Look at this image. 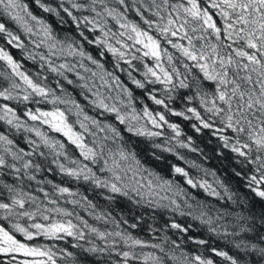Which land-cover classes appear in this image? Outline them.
<instances>
[{
  "label": "trees",
  "instance_id": "1",
  "mask_svg": "<svg viewBox=\"0 0 264 264\" xmlns=\"http://www.w3.org/2000/svg\"><path fill=\"white\" fill-rule=\"evenodd\" d=\"M16 2L26 6L27 12L50 26L52 35L58 42L57 50L62 47L66 50L67 45L72 44L74 47L78 46V50H82L85 56H52L51 62L56 66L62 63L74 66V71L62 69L63 75L51 72L47 66L41 68L42 61L38 57L32 60L28 56L30 53L47 55V47L35 48L32 40L38 42L39 38L30 36L0 8V23H4L13 35L19 36L25 45L23 49L17 48L15 42L8 43L6 34H0V48L21 65L20 71L34 82L52 90L47 99L33 96L29 101H21L0 97V106L7 104L14 109L22 125L17 128L7 124L5 120H0V134L6 135L14 142V150L23 148L26 152H32L33 155L25 159L32 160L34 165L27 170V175L22 169L19 180L11 170L0 171V181L14 185L35 197V203H26V210L34 211L39 207L43 215L50 217L49 220H44L42 215H38L34 220L22 217L19 221L15 218L9 221L0 217V224L28 247L51 250L55 254L56 264H123V258L118 253L128 250L137 254L152 253L161 258V264H196V256L210 260L212 264H232V261L236 264H264V256L258 251L264 248V198L257 196L254 191L256 188L264 190V186L250 183L252 176L259 178L262 173H258L257 165L250 162L255 158L256 152L253 150L248 159L234 152L232 147L236 145L237 134L224 129L220 119L206 111L207 107H211L210 104L201 103L202 98L211 100L214 83L203 80L199 69L183 57L179 50L167 44L154 29L149 30L150 34L160 39L161 49L166 48L173 58L172 65H169L167 58L162 55L163 66L169 71L175 67L179 73L178 76L174 75L173 83L167 88L159 82H154L155 77L151 74L145 75L147 68L155 67V59L145 57L143 52L146 49L141 45L132 47L133 41L127 40V33L121 37L119 33L125 30L119 27L116 20L107 19L105 31L109 34L105 36L99 29L94 30L92 24L84 23V17L91 20L95 13L87 8H72L71 0H40V3L57 8L60 13L58 16L45 12L37 0ZM61 3L77 18L76 21L58 7ZM200 4L201 7H209L210 13L215 11L210 9V0H200ZM109 7L124 13L126 21L121 20L120 23L131 22L145 30H148L147 25L136 9L139 8L146 19H154L151 11L146 10L147 0H125V5L109 0ZM99 10L98 8L97 11ZM217 22L220 23L219 20ZM28 23L35 25V21L29 20ZM97 39L106 40L107 43L97 44ZM169 39L187 46V41L179 37ZM117 40L120 43H117ZM124 43L130 46L124 48ZM109 45L124 52V58L121 59L119 54L109 51ZM88 56L92 59H87ZM185 64H188L189 68L186 69ZM157 72L159 74L158 69ZM10 75L11 69L5 61L0 60V90L9 87L14 81L21 85L16 92L23 96V88L26 86L18 77H11L9 80ZM69 80L72 81L71 84L68 83ZM181 80L188 87L181 88ZM134 81H139L144 87H139ZM16 92H13V95H16ZM54 96L65 103L57 101L53 104L51 101ZM152 97L163 100L164 103L158 105ZM99 100H103L109 107L114 106L118 113L99 107ZM57 108L65 112L73 131L83 132L79 123L82 121L90 132H96L95 137L90 133L84 135V142L89 147H95L94 141L99 143L104 136L111 133L100 132L91 120H84L85 116L98 121L101 127L107 125L116 129L119 136L103 142L112 149L117 146L124 148L139 161L138 166L130 162L136 169V180L139 181L138 185H134L137 191L125 187L127 195L113 193L110 187L97 186L93 180H84L85 173H81L77 178L60 171L61 164L65 168L77 170L87 165L95 174V178L103 182H116L111 172L101 171L105 167L103 157H97L96 163L85 160L80 149L62 132L54 131L42 120L33 121L25 115L29 110L36 113L37 109L48 112ZM188 109H195L211 126L203 127L200 120ZM145 110L156 118L157 124H153L151 119L144 115ZM178 112L183 115H176ZM117 114L124 117L123 123L117 119ZM160 115L164 116V121L159 120ZM169 125L177 127L174 130ZM129 128L132 130L129 131ZM28 129H38L52 143L62 144L63 148L44 146L41 137H37L34 131ZM224 138H227V146ZM239 139L241 143L248 142L243 134ZM32 140L36 142L37 147L29 144ZM40 153L44 155L41 156ZM73 161L78 163H72ZM35 165H39L38 170ZM17 166L19 167V164ZM176 168L183 169L187 176L175 172ZM132 174L128 173L129 176ZM188 179H191L196 187L189 185ZM164 181L171 183L167 185ZM60 188H68L69 192L61 193ZM212 192L218 195H212ZM0 199L8 200V193L2 185ZM45 209L62 211L48 212ZM209 220L211 223L206 222ZM68 221L76 226L73 235L41 234L34 235L31 240L11 227L13 223L19 222L29 228V231L35 232L30 227L34 222L47 225L54 222L67 224ZM173 224L180 227L173 228ZM93 228L96 232L91 231ZM117 232L125 237L139 239L145 242V246L129 249L123 240L115 235ZM99 233L106 235L101 238ZM152 245L160 247L153 248ZM253 245L256 246L255 249ZM89 248L97 250L86 251ZM69 253L71 255H68ZM33 260H46V257L0 252V264H24L25 261ZM129 264L145 262L143 259H130ZM147 264L154 262L148 261Z\"/></svg>",
  "mask_w": 264,
  "mask_h": 264
},
{
  "label": "snow or ice",
  "instance_id": "2",
  "mask_svg": "<svg viewBox=\"0 0 264 264\" xmlns=\"http://www.w3.org/2000/svg\"><path fill=\"white\" fill-rule=\"evenodd\" d=\"M37 3L45 12L54 13L57 16L60 14L57 8L40 3V0H37ZM115 3L125 5V0H115ZM58 7L63 9L69 16H72V12L68 8H65L62 3ZM71 7L74 9L87 8L94 12L95 17L91 20L88 17H84V23L92 24L94 30L99 29L105 36L109 34L105 31L107 19L112 18L116 20L119 27L125 30L119 33V35L123 37L127 33V40L133 41L132 47L141 45L143 49H146L143 55L155 59V67L147 68L145 75L151 74L152 77H155L154 82L163 84L165 88L173 83L174 75L178 76L179 73L175 67H172L171 71H169L163 66L161 62L162 55L167 58L169 65H172L173 58L166 48L161 49L160 39L151 35L149 30L154 29L167 44L179 50L183 57L191 61L199 69V72L203 74V80L214 83L211 100L202 98L201 103L210 104L211 107H207L206 111L218 117L224 129H229L237 134L236 145L232 147L234 152L246 159L251 156L253 150L256 152L255 158L250 162L255 163L257 165L256 171L262 174L259 178L255 175L252 176L250 183L264 186V172H262L264 170V0H210V9L215 10L211 13L209 7H201L200 0H174V2L173 0H147L146 10L151 11L154 19H146L139 8L136 9V12L140 15L144 24L147 25L148 30L142 29L137 24L131 22L120 23L121 20L126 21V17L124 13L119 12L116 8L109 7V0H85V2L71 0ZM0 8L3 9L4 14L8 15L11 20L20 24L30 36L39 38L38 42L37 40H32L35 48L47 47V55L44 53H30L28 56L32 60H36L38 57L42 61L41 68L47 66L51 72L63 75L62 69L74 71V66H70L68 63L56 66L51 62L52 56L57 54L79 56L82 58L85 56L82 50H78V46L74 47L72 44H68L66 50L63 47L57 50L58 42L52 35L50 26L42 20H38L30 12H27L26 6L19 5L16 0H0ZM98 8L100 9L99 11H97ZM72 19L73 21L77 20L75 16H72ZM29 20L35 21V25H29ZM0 34L7 35L9 44L15 42V47L21 49L25 47L20 37L13 35L4 23H0ZM81 35L83 34L81 33ZM169 37H179L182 40H186L187 46L179 41L173 42ZM96 43L106 44L107 41L97 39ZM117 43H120V41L117 40ZM129 46L127 43L123 44L124 48H128ZM108 50L114 54H119L121 59L125 56L124 52H120L111 45H109ZM87 59L91 60L92 57L88 56ZM0 60L5 61L11 69V75L8 77L9 80H11V77H18L26 86L23 88L24 95L21 96L19 92H16L17 89H20L21 85L13 81L9 84V87L0 90V97L6 100L29 101L33 96L47 99L52 93V90L34 82L27 74L20 71L21 65L4 51L3 48H0ZM93 63L96 62L93 61ZM80 66L83 67V64ZM184 67L187 69L189 65L185 64ZM157 69L159 70V74ZM68 83L71 84L72 81L69 80ZM134 83L141 88L144 87L139 81H134ZM84 86L87 87V85ZM179 86L181 88L188 87L183 80L179 82ZM89 90L91 91V89ZM13 92H16V95H13ZM152 98L158 105L164 103L163 100L156 99L155 97ZM57 101H60V98L54 96L51 102L55 104ZM60 102L65 103V101ZM98 106L106 111L118 113V109L114 106L109 107L103 100L98 101ZM76 107L79 108L78 105ZM188 111L192 112L200 120L203 127L209 128L211 126L200 117V113L195 109H188ZM0 112H2L0 120H5L7 124L17 128L22 127L19 123L20 118L16 115L14 109L10 108L7 104L0 106ZM175 114L183 115V113L179 112ZM25 115L33 121L42 120L44 124L49 125L54 131L62 132L68 137L69 141L80 149L81 155L85 160H91L92 163H96L97 157H103L105 167L101 171L107 170L111 172L116 182H103L95 178V174L92 173L87 165H83L77 170L75 168H65L61 164L59 165L61 172L77 178H79L81 173H85L83 175L84 180H93L97 186L110 187L113 193L127 195V191H124L125 187H131L132 191H137L134 185H138L139 181L136 180V169L132 167V163L138 166L139 161L135 160L134 154L127 152L124 148L117 146L115 149H112L103 142L104 140L118 137L119 133L116 129L107 125L101 127L98 121L85 116L84 120H91V123L100 132L107 131L111 133V135L104 136L99 143L94 141L95 147H89L84 142V135L85 133H90L95 137L96 132H90L88 126L82 121L79 123L83 132L73 131L72 126L67 122L64 111L57 108L53 111L41 112L37 109L36 113L29 110ZM144 115L149 117L153 124H157L156 118L147 110H145ZM117 119L121 123L124 122V117H121L119 114H117ZM159 120L164 121V116L160 115ZM169 127L175 130L177 126L169 125ZM131 130L129 128V131ZM28 131H34L37 137H41V142L46 147L63 148L62 144L52 143L38 129H28ZM241 134L246 136L248 142H240L239 137ZM224 139L225 146H227V138ZM13 144L14 142L6 135L0 134V171L5 169L11 170L16 175V179L19 180V174L22 169L25 170L24 174L27 175V170L34 166L32 160L25 159V157L31 156L33 153L26 152L23 148H16L14 150ZM29 144L37 147L34 140L29 141ZM40 155L43 156L44 153H40ZM109 161H111V167H109ZM72 163L78 162L73 161ZM18 164L19 167L17 166ZM35 167L37 170L39 169V165H35ZM129 172L133 174L129 176ZM175 172L187 176V173L181 168H176ZM29 178L34 179V177ZM125 179L126 183H124ZM118 183H120V186H118ZM170 183V181H164V184L170 185ZM187 183L196 187V184L191 179H188ZM0 185L8 193L7 201L0 199V217L4 220L11 221L15 218L19 221L22 217L34 220L38 215H42L44 220L50 219L49 216L43 215L39 207L34 211L25 209V205L29 201L35 203V197L24 193L22 189H18L14 185L3 184L2 181H0ZM204 186L201 185V187ZM59 191L67 193L69 189L60 188ZM254 191L257 196L264 198V190L256 188ZM211 194L218 195L215 192ZM53 203L55 202L53 201ZM45 211L61 212L62 210L45 209ZM64 214L71 215L70 213ZM206 222L211 223L210 220ZM11 227L16 232L22 233L29 240L34 235L41 234L45 236H57L58 233L73 235V229L76 228L71 221H68L67 224L54 222L47 225L34 222L30 227L35 232L29 231V228L22 226L19 222L13 223ZM172 227L179 228L180 226L173 224ZM91 231L96 232V229L93 228ZM99 235L103 238L106 234L99 233ZM115 235L119 236L129 249H134L136 246H145V242L134 239L131 236L125 237L119 232L115 233ZM80 238H83V232L80 233ZM200 243H203V241H200ZM152 247L159 248L160 246L152 245ZM255 248L256 246L253 245V249ZM96 250L95 248H89L86 251L94 252ZM160 250L163 251L162 248ZM100 251H104V249H100ZM258 251L264 256V248H260ZM0 252L23 253L26 256L46 257V260L25 261L24 264H56L54 259L55 254L51 250L28 247L26 244L18 241L3 224H0ZM68 255L71 254L69 253ZM118 255L123 258V264H129L130 259H143L145 264L148 261H153L154 264H161V258L152 253L137 254L134 251L128 250L120 252ZM218 255L226 256L227 254L218 253ZM229 259L231 258L229 257ZM194 261L196 264H212L210 260H204L200 256L194 257ZM232 264H236V262L232 261Z\"/></svg>",
  "mask_w": 264,
  "mask_h": 264
}]
</instances>
